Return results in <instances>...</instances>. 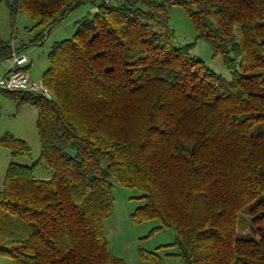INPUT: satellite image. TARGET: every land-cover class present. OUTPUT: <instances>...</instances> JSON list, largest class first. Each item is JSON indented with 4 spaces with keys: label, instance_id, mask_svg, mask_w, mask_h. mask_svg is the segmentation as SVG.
Returning a JSON list of instances; mask_svg holds the SVG:
<instances>
[{
    "label": "trees",
    "instance_id": "trees-1",
    "mask_svg": "<svg viewBox=\"0 0 264 264\" xmlns=\"http://www.w3.org/2000/svg\"><path fill=\"white\" fill-rule=\"evenodd\" d=\"M7 1L10 19L30 17L39 41L86 0ZM87 1L94 14L48 50L40 79L51 97L2 91L37 110L40 154L6 167L0 256L125 264L103 230L116 182L142 192L133 222L173 231L181 264H264V0ZM171 5L182 7L229 79L192 44H174ZM11 52L0 39V60ZM0 144L12 157L29 155L10 134ZM39 167L48 179L34 176ZM141 255L162 264L155 252Z\"/></svg>",
    "mask_w": 264,
    "mask_h": 264
},
{
    "label": "rangeland",
    "instance_id": "rangeland-1",
    "mask_svg": "<svg viewBox=\"0 0 264 264\" xmlns=\"http://www.w3.org/2000/svg\"><path fill=\"white\" fill-rule=\"evenodd\" d=\"M90 6L88 1L78 4L49 30L45 29L41 40L32 41V37L38 32L34 27V21L22 12H17L11 20L8 1L0 0V39L8 45L25 44L24 48L17 51L23 54L29 63L28 68H25L26 74L30 79L38 81L48 66L47 54L50 46L56 41L70 38L75 31L73 16ZM169 27L176 46L192 44L191 53L206 67L225 79L230 78V72L223 67L220 56H213L209 44L196 38L195 29L181 6L169 7ZM8 63L9 59L0 60V72ZM36 117L37 110L33 106L19 104L10 95L0 91V138L10 134L25 141L29 147V155L12 157L10 149L0 144V189L9 162L29 165L38 159L40 143L35 124ZM260 128H264V122L260 124ZM34 176L48 179L50 172L44 167H39L35 170ZM112 194L113 211L103 222L105 238L112 254L121 258L125 264H154L152 260L141 255V252H155L162 264H181L175 255L177 249L171 245L174 240L171 229L157 228L159 226L157 220L139 223L131 220V214L143 204L140 199L142 192L113 182ZM247 230L248 228H238L241 233ZM0 264H12V261L8 257L0 256Z\"/></svg>",
    "mask_w": 264,
    "mask_h": 264
},
{
    "label": "built area",
    "instance_id": "built-area-1",
    "mask_svg": "<svg viewBox=\"0 0 264 264\" xmlns=\"http://www.w3.org/2000/svg\"><path fill=\"white\" fill-rule=\"evenodd\" d=\"M108 3L111 0H102ZM12 52L9 63L3 73L0 74V91L5 92H31L39 94L45 98H50L49 90L43 85L41 79L32 80L24 71L23 67L27 59L19 51L15 50L16 46L10 45Z\"/></svg>",
    "mask_w": 264,
    "mask_h": 264
},
{
    "label": "crops",
    "instance_id": "crops-1",
    "mask_svg": "<svg viewBox=\"0 0 264 264\" xmlns=\"http://www.w3.org/2000/svg\"><path fill=\"white\" fill-rule=\"evenodd\" d=\"M86 1H87V0H86ZM84 2H85V1H84ZM88 2L90 3L91 6H90L87 10L75 14V15L73 16V18H72V19H73V22H74L75 20H77L78 18L84 16V15H86V16H91L92 14H94V12H95V10H96V6H95V4L92 3L91 1H88ZM28 66H29V63L27 62V63L24 65V67H23L24 71H25V68H28ZM6 67H7V66H6ZM6 67H5V69H6ZM5 69L2 70V72H0V74L3 73V72L5 71ZM25 72H26V71H25ZM40 78H41V77H40Z\"/></svg>",
    "mask_w": 264,
    "mask_h": 264
}]
</instances>
